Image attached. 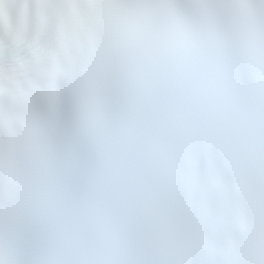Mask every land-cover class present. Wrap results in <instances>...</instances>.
Here are the masks:
<instances>
[{
  "label": "snow or ice",
  "instance_id": "snow-or-ice-1",
  "mask_svg": "<svg viewBox=\"0 0 264 264\" xmlns=\"http://www.w3.org/2000/svg\"><path fill=\"white\" fill-rule=\"evenodd\" d=\"M0 264H264V0H0Z\"/></svg>",
  "mask_w": 264,
  "mask_h": 264
}]
</instances>
